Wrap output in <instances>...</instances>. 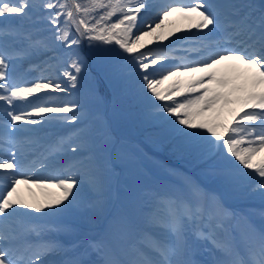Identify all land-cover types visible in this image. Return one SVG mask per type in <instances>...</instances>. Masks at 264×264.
<instances>
[{
	"label": "snow or ice",
	"instance_id": "1",
	"mask_svg": "<svg viewBox=\"0 0 264 264\" xmlns=\"http://www.w3.org/2000/svg\"><path fill=\"white\" fill-rule=\"evenodd\" d=\"M152 8L151 0H0V18L6 22L10 16L23 18L34 10L46 13L54 41L69 50L63 76L71 88L77 87L83 65L74 47L83 41L94 49L101 44L118 46L100 49V54L117 58L113 71L133 79L147 115L170 125L201 156L217 161L225 175L245 178L252 191L264 196V3L257 7L220 0H174L159 6L154 16ZM173 17L197 30L198 44L191 51L198 59L169 67L167 62L173 57L168 46L150 45L175 34L168 31L174 26L167 23ZM6 34L11 33L0 30V35ZM145 37L151 39L145 42ZM8 68L0 52V102L10 118L6 131H20L15 127L19 124L36 126L51 120L76 124L80 120L79 105L58 95H38L66 93L67 87L52 80L19 86L10 80ZM166 81L172 83L161 90ZM16 102H25L27 107L17 111ZM86 136L81 131L77 146L69 145L72 153L81 152ZM29 171L16 152L0 157V264H49L46 257L66 254L61 245H34L28 239L34 229L13 227L15 218L27 216L20 209L63 211L76 201L74 189L78 192L82 181L97 191L103 187L91 153L77 155L70 167L47 178L29 175ZM20 185L29 191L40 189L44 199L26 201ZM144 225L136 241L124 248L120 240L130 230V222L117 217L109 225V240L89 241L83 252L52 264H198L193 259L198 242L211 243L222 254L213 264H264V229L253 230L243 251L234 242L217 239L198 189L185 200L157 198ZM151 229L161 230L164 237H156ZM90 252L98 259L86 261L83 257Z\"/></svg>",
	"mask_w": 264,
	"mask_h": 264
},
{
	"label": "rangeland",
	"instance_id": "2",
	"mask_svg": "<svg viewBox=\"0 0 264 264\" xmlns=\"http://www.w3.org/2000/svg\"><path fill=\"white\" fill-rule=\"evenodd\" d=\"M30 19L31 17H30V15L29 16H27V17H25V19ZM171 26H174V27H170L169 29H168V31H174V33H175V31L177 30V28H178V22L176 21V20H174V22L172 23V24H170ZM9 30V29H8ZM9 32L11 33V35H9V36H7V38L9 39L8 40V42H6V44L7 45H5V49H7V51H10L11 49L13 50V48H11V47H9V45L11 46V44H12V41H17V39H16V36H21L22 35V32H20V30L17 28V27H13L12 29L10 28V30H9ZM25 34V33H24ZM23 34V35H24ZM173 37V35H170L169 37ZM151 37H146V40H145V42L148 40V39H150ZM0 39H1V36H0ZM35 40H33L32 38H30V39H28V42H30V44L31 43H33ZM3 43V42H2ZM108 46H110V47H117L118 48V46H115V45H108ZM26 49L24 50V51H26V50H28L29 52H24V54H15L16 56H22L23 58V60L22 61H20V64H24V63H26V61H28L29 59H27L26 58V56L28 55V53H32V49L31 48H28V46H26L25 47ZM20 50H22L21 48H20ZM49 59L50 57L47 55L46 57H45V59ZM44 59V60H45ZM44 60H42V61H39V62H37V63H35V64H33V65H30V66H27L26 67V70H27V68H29V67H32L33 69L35 68V67H38L37 68V71H38V75L39 76H44V80H46V79H48V80H52V81H55V82H58V83H61V84H63V79H56L55 77H54V69L55 68H53V65L50 63V61L49 60H47L46 62H45V64L43 63L44 62ZM13 64H14V61L13 62H9V69H11L12 68V66H13ZM167 84H163V87H164V89L165 88H167L168 87V85L169 84H171L172 83V81H167L166 82ZM128 86V91L130 92L129 93V95L130 96H134L135 98H138L139 99V103L141 102V104L144 106V104L142 103V101H141V99L139 98V96L137 95V92H136V88H135V84L134 83H130V84H128L127 85ZM132 88V89H131ZM62 100H64V99H62ZM65 101V100H64ZM72 101H74V99H70L69 101H68V99H66V101L65 102H67V103H71ZM143 116L144 117H146L150 122H153V121H157V122H160L162 125H165L166 127H171L170 125H168V124H166V123H163V122H161V121H159V120H157V119H153V118H151L149 115H147V113H146V111H145V107H144V111H143ZM43 123H45V122H43ZM42 124V123H41ZM40 124V125H41ZM20 125H24V124H20ZM30 127L32 126V125H29ZM36 126H38V125H36ZM42 127V126H41ZM172 128V127H171ZM19 129V128H18ZM31 129V128H30ZM32 129H38V128H33L32 127ZM27 137L29 138V137H31L29 134H27ZM38 137H39V135L38 136H36V137H33V138H30V140L28 141V142H24V143H22V146L23 147H26V146H28V143L29 142H33V143H35V142H38L37 140H38ZM69 138L68 137H65V138H62L61 139V143H62V146L61 147H66L68 150H70V148H69V145H72V146H77V143H72V142H69V140H68ZM160 139H161V137H160ZM33 140V141H32ZM74 140H76V139H74ZM82 147H85V144L82 146ZM57 152V151H56ZM143 163L147 166H149L150 168H152V169H154V170H161V171H163V172H167V174H169V173H171L172 171H174L172 174L174 175V176H172L173 178H174V180H176L175 182H180V181H186L185 180V178L183 177V175H182V173L179 171H177V170H172V171H169V170H166L165 168H163L162 167V165H161V160H159L158 158L156 159V158H154L153 156H151V157H143ZM179 170V169H178ZM163 174H165V173H163ZM204 174L206 175V176H208V173L207 172H204ZM231 180H232V178H230ZM174 182V183H175ZM82 184H85L89 189H91L92 187H91V185L89 184V183H87V182H83L82 181ZM187 184V183H186ZM237 184V182L236 181H234V185H236ZM191 189H192V186H190L189 184H187V185H185L184 186V189L183 190H180V192L177 190V188H175V186L173 185V186H171V191H172V193H173V196L174 197H176V198H178L179 200H185V199H189V195H190V193H191ZM94 192H96V189L94 188L93 189V193ZM97 193V192H96ZM254 193V192H253ZM145 193H143V192H141V195H140V197H143V195H144ZM255 194L256 195H258V196H260V197H263L264 198V196H261L260 195V193L259 192H255ZM254 194V195H255ZM89 206V208H91V209H95V206L96 207H98L99 206V201H97L96 199H95V201H93V202H90V204L88 205ZM136 210H137V208H136ZM136 210H131V211H129L128 212V215H130V216H132L133 218L135 217V215H137L136 213H137V211ZM105 211V208L101 211V214H103V212ZM209 213H211V224H212V227L214 228V230H219L220 231V229H223L224 230V227H225V225L227 224V218L226 217H224V213H223V210H221L220 209V207H219V205L217 204V203H215V205L213 206V208H212V210H209ZM119 217H120V215H119ZM215 221V222H214ZM192 226V225H191ZM239 226H243L244 227V231H245V234H244V237L243 238H241L240 239V242L242 243V244H244L245 243V240H246V238H247V236L249 235V233H251L252 231L248 228V226L244 223V221L243 220H238L237 221V223H236V227H239ZM193 227V226H192Z\"/></svg>",
	"mask_w": 264,
	"mask_h": 264
},
{
	"label": "bare ground",
	"instance_id": "3",
	"mask_svg": "<svg viewBox=\"0 0 264 264\" xmlns=\"http://www.w3.org/2000/svg\"><path fill=\"white\" fill-rule=\"evenodd\" d=\"M220 2L225 3V4H233L235 1L234 0H220ZM152 10H153L152 15L154 16L157 9L155 7H153ZM138 20H139V17H138ZM174 20H176L178 22V24H179L178 30L180 32L178 34H176V37H173V39L181 38L185 35V37L189 38V39H185V40L194 41V34L197 33V30L194 28L190 29L186 22L180 21L175 17L170 18V20L167 23L170 24L171 22H174ZM145 40H146V37H145ZM162 43H160V45H162ZM160 45H158V46L160 47ZM157 67H159V66H157ZM184 79H186V78H184ZM166 82H165V84H167ZM163 89H164V87H163V85H161V90H163ZM0 106L4 107L2 102H0ZM0 119L4 122V123L0 122V132H1L0 133V142L2 143V145H0V157H3L4 155L10 156L11 153H13V152L17 153V148L12 147V145L17 143V141H19L20 138L26 137L27 133L25 130L15 132L12 129H7V132H6L5 123H7V122L10 123V118H8L6 116V113L3 111V109H0ZM4 146H7V150H5ZM22 152H24V150L19 151L18 158L22 159V162H23L26 170L31 169V171H29V175H35L38 178H41V177L47 178V177L51 176V173H52V175H54L60 169V167H56V165H55L54 167H49L47 173H45L46 166L44 164H38L36 162L35 158H31V159H29V161L27 163H25L24 161H26L28 159V157L30 156L31 153H29L28 156L23 158V156H21ZM61 168L63 169V167H61ZM0 174L3 175V173H0ZM20 186H19L20 194L28 202H33L36 197L42 198V196L43 197L45 196V193L42 192L40 189L32 187L31 191H29L28 186H25V185L23 187H20ZM48 191L51 193L58 192L57 189H49Z\"/></svg>",
	"mask_w": 264,
	"mask_h": 264
},
{
	"label": "trees",
	"instance_id": "4",
	"mask_svg": "<svg viewBox=\"0 0 264 264\" xmlns=\"http://www.w3.org/2000/svg\"><path fill=\"white\" fill-rule=\"evenodd\" d=\"M192 148L189 145H182V144H178L173 146L171 149L168 150L167 156L171 157V158H175L182 153L183 156H187L189 154V151H191ZM190 155H188L187 158H189Z\"/></svg>",
	"mask_w": 264,
	"mask_h": 264
}]
</instances>
